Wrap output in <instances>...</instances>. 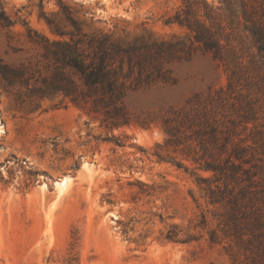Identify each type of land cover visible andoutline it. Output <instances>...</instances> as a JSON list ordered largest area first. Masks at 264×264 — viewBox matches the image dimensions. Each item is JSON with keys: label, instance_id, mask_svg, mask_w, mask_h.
Here are the masks:
<instances>
[{"label": "rangeland", "instance_id": "obj_1", "mask_svg": "<svg viewBox=\"0 0 264 264\" xmlns=\"http://www.w3.org/2000/svg\"><path fill=\"white\" fill-rule=\"evenodd\" d=\"M190 1L211 8L222 59L174 20L183 0H0V59L33 72L0 76V264H264V0H242L246 16ZM67 16L175 45L165 77L124 98L129 125L30 92L43 49L27 29L59 38Z\"/></svg>", "mask_w": 264, "mask_h": 264}, {"label": "trees", "instance_id": "obj_2", "mask_svg": "<svg viewBox=\"0 0 264 264\" xmlns=\"http://www.w3.org/2000/svg\"><path fill=\"white\" fill-rule=\"evenodd\" d=\"M219 1L229 12L235 14L238 10L246 16L242 0ZM183 4L184 15L177 12L174 20L193 32L194 39L201 43L204 51L211 52L214 58L222 59L223 48L203 18H210L211 8L205 2L199 6L194 1L183 0ZM0 20L4 26L11 23L2 9ZM67 20L72 30L64 32L55 26V33L59 36L55 39L27 29V38L40 44L43 49V62L41 64L39 60L35 69L39 84L33 85L30 92L37 98L62 94L73 102L90 104L93 112L102 113V121L108 127L129 125L132 120L124 98L142 84L165 77L160 62L175 52V45L143 39L124 43L107 32L83 31L79 22L71 16H67ZM252 33L260 52H264L262 30L253 26ZM0 76L7 84L19 81L28 85L33 72L27 74L25 67H12L0 59ZM166 131L171 133L168 129ZM234 153L236 157L240 154L239 150ZM205 167L218 169L212 162H206ZM220 201L221 198H217L211 190L210 202ZM167 237L172 239L174 234L169 233Z\"/></svg>", "mask_w": 264, "mask_h": 264}, {"label": "bare ground", "instance_id": "obj_3", "mask_svg": "<svg viewBox=\"0 0 264 264\" xmlns=\"http://www.w3.org/2000/svg\"><path fill=\"white\" fill-rule=\"evenodd\" d=\"M64 183V182H63ZM60 188V187H59Z\"/></svg>", "mask_w": 264, "mask_h": 264}]
</instances>
